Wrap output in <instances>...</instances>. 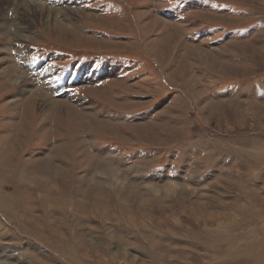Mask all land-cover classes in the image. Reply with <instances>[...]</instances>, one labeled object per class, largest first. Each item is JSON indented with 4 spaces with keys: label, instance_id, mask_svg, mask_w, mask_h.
Returning <instances> with one entry per match:
<instances>
[{
    "label": "rangeland",
    "instance_id": "1",
    "mask_svg": "<svg viewBox=\"0 0 264 264\" xmlns=\"http://www.w3.org/2000/svg\"><path fill=\"white\" fill-rule=\"evenodd\" d=\"M42 1L72 23L0 31V264H264V0Z\"/></svg>",
    "mask_w": 264,
    "mask_h": 264
},
{
    "label": "bare ground",
    "instance_id": "2",
    "mask_svg": "<svg viewBox=\"0 0 264 264\" xmlns=\"http://www.w3.org/2000/svg\"><path fill=\"white\" fill-rule=\"evenodd\" d=\"M39 2L41 4H43L46 1H36L33 2L32 0L30 2L26 1V0H22L17 2L16 0H0V4L2 3V6L0 9H4V13L1 14L0 17V26L1 28V32L3 34H6L7 36H16L14 34H11L8 31V28L5 27L6 22H7V27H8V22H9V12L14 11L16 14L18 15H22L25 18H28L30 20H34L35 18H42L44 19L45 17L47 19H55V21L57 22L60 17L63 18V20L65 19L66 21H71L69 23H72V17L71 15H67L71 10V13L75 12L74 9H71L70 7L65 8L64 5L60 6L57 3L56 8L57 10L55 12L51 11L49 8H45L42 5H39ZM58 2V1H57ZM76 4L72 3V6L74 7ZM71 6V5H70ZM75 8V7H74ZM90 17V16H89ZM22 18V17H21ZM28 21V20H27ZM62 24V23H61ZM20 25V24H19ZM18 25V26H19ZM58 25V24H57ZM74 30V29H72ZM5 37V36H4ZM7 41V39H6ZM196 53V51H195ZM198 54V52H197ZM196 55V54H195ZM21 57V56H20ZM22 58V57H21ZM13 65V64H12ZM15 65V64H14ZM28 66V65H27ZM32 66V65H30ZM28 68V67H27ZM8 72V71H7ZM5 74V73H4ZM46 76V75H45ZM22 77H14L12 80H9L8 77L5 78V80H9L11 81V85L16 86L18 84V82L21 81ZM49 78V76H48ZM52 79V78H51ZM48 80V79H47ZM14 81H16V83H14ZM25 82L22 81L21 83H19L20 85ZM24 84V83H23ZM26 86V85H25ZM24 91H25V87H24Z\"/></svg>",
    "mask_w": 264,
    "mask_h": 264
}]
</instances>
